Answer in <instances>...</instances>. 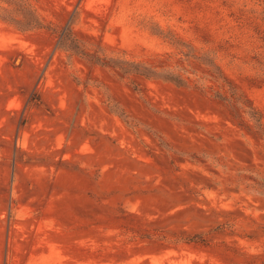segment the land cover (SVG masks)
<instances>
[{"label": "rangeland", "instance_id": "rangeland-1", "mask_svg": "<svg viewBox=\"0 0 264 264\" xmlns=\"http://www.w3.org/2000/svg\"><path fill=\"white\" fill-rule=\"evenodd\" d=\"M56 264H264V0H0V213Z\"/></svg>", "mask_w": 264, "mask_h": 264}, {"label": "crops", "instance_id": "crops-1", "mask_svg": "<svg viewBox=\"0 0 264 264\" xmlns=\"http://www.w3.org/2000/svg\"><path fill=\"white\" fill-rule=\"evenodd\" d=\"M55 219L44 214L0 213V264H56Z\"/></svg>", "mask_w": 264, "mask_h": 264}]
</instances>
